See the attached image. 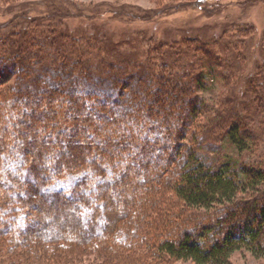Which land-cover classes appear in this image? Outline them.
Listing matches in <instances>:
<instances>
[{"label":"trees","instance_id":"1","mask_svg":"<svg viewBox=\"0 0 264 264\" xmlns=\"http://www.w3.org/2000/svg\"><path fill=\"white\" fill-rule=\"evenodd\" d=\"M54 5L46 17L20 12L8 23L13 29L0 32V101L30 109L17 112L21 128L11 126L23 146L0 140L5 149L0 151V184L3 179L8 184L0 191V254H6L5 264H79L85 254H106L108 248L129 252L150 236L151 208L167 191L173 203L165 208L172 218L182 217L186 210L215 209L216 215L213 223L200 226L194 219L181 218L191 229L183 227L173 238L157 237L153 246L159 256L192 264H229L240 250L255 258L264 256V152L258 147L260 133H254L264 124V29L252 68L246 65L249 41L238 37L240 31L244 36L253 33L251 24L225 39L205 33L183 36L178 46L148 37L142 41L148 44L146 49L140 53L144 47L140 43L131 56L120 50L125 39L112 40L114 33L90 34L87 28L81 35L70 32L61 14L65 18L71 14L59 1ZM121 13L128 12L120 10L118 16ZM141 16L146 24L159 19L152 12ZM215 75L226 80L230 94L205 99L199 90ZM112 93L115 96L109 97ZM42 98L47 104L43 108L38 105ZM55 102L63 109L57 116L60 125L49 132L54 140L37 144L27 139L25 126L33 117L41 118V126L55 119L49 117L55 114ZM136 108L137 114L128 117ZM110 110L117 113L115 120L106 116ZM95 114L97 120L91 118ZM77 118L86 129L97 130L94 136L87 130L77 133ZM109 126L112 134L97 135ZM61 130L66 139L60 137ZM80 138L84 142L93 138L102 152L95 153L87 143L74 146ZM220 140L240 153L258 155L252 162L222 157L212 144ZM151 142L163 147L154 152ZM168 142L170 150L165 149ZM113 150L117 157L109 155ZM151 153L158 161L154 171L147 167ZM84 157H92L93 163L87 165ZM133 166L141 167L148 181L137 172L136 179L142 182L132 186L126 172ZM84 174H90L89 180ZM114 184L122 189L132 186L149 199L137 197L132 206L119 193L128 208L124 216L116 217L105 194ZM47 200L55 222L48 227L41 222L34 234L32 222L46 214ZM132 208L137 213L129 222L125 217ZM108 237L110 246L104 242Z\"/></svg>","mask_w":264,"mask_h":264},{"label":"rangeland","instance_id":"2","mask_svg":"<svg viewBox=\"0 0 264 264\" xmlns=\"http://www.w3.org/2000/svg\"><path fill=\"white\" fill-rule=\"evenodd\" d=\"M57 1H59V5L62 6L63 9L67 10L71 14L66 18L63 17L64 14H61V19L63 18L62 21L64 24H68L70 32H73L76 35H81L87 28L88 33L90 34L94 33L95 31L98 33L100 30L102 32H106L107 34L114 33L112 40L117 42L122 38L123 40L125 39L123 44L121 43L122 48L120 50L123 51L124 54H129L131 56L138 52V49L136 47L140 46V43H144L142 41L147 40L148 37H151L156 41L164 40V42L167 43L168 46H178L179 44L177 41L180 40V38L183 36H204L205 33L213 39H216L220 36L225 39L226 36L228 37L230 35V33H236V31H238V28L242 30V27L245 28L247 24H251L254 26L253 33L246 34L244 36V33L240 34V31L238 37H246L245 41H249L245 49L247 63L246 65L249 64L252 68L254 65L253 63L255 62V58H253V55L256 54V52L259 50V48L257 47L259 35L262 34V30L264 29V0H256L253 3L251 1L249 2L248 0H62V3H60V0ZM54 2H56V0H0V32L7 33V31H9L10 29L12 30V25L8 23H11V21H13L14 19L13 17L17 14L19 16L21 14L20 12L23 11H26L27 14L32 17H46L48 11H50V8H48L50 5L56 8ZM243 4L245 5L243 6ZM244 7H246L245 10ZM89 8L93 11V13L91 10H89ZM120 10L127 11L129 14L121 13V16H118V13L120 14ZM149 12L155 13L154 19H157V17L159 18L156 23L150 22L149 24H146V22L142 20L141 15ZM73 14L75 15L72 16ZM91 25L95 26L91 27ZM235 33L234 35H237V33ZM1 35L3 34H0V37ZM173 41H176V44H172ZM147 45L148 44L144 45L143 49L140 50V53L142 52V50L146 49ZM117 54L119 53L117 52ZM169 66L170 63H168L167 68ZM224 83H226V80H223V78L219 75H215L213 76V81H211V84L205 87H201V89L199 90V94L205 99H212L214 97L218 98L219 95H221V97L224 95L228 96L230 94V90L227 86H224ZM1 89L2 87L0 88V93L3 91ZM112 95H109V97H114L115 93H112ZM39 100V106H41L42 108L47 106L44 98ZM1 102L2 100L0 101V103ZM2 103L4 105L0 107V140H3L4 138V140L10 144L17 143L18 146H23L20 134H13L11 126L17 124L19 125L18 127H22V124L19 122L20 117L18 116L17 112L21 111V109H25L28 113V111L30 110L29 106L25 104L23 105V103H17L13 106L11 101H7L6 103H4L3 101ZM58 104H60V102L53 103L55 114H50L49 117H55V121L53 120L50 124L47 123V125L41 126V118L38 119L36 117H33L31 119L30 126H25L26 131L29 133L27 139L34 140L37 144L42 140L52 141L53 136L49 132L55 131L56 128H58V126L60 125L58 124V117L59 115H61L63 109V107L60 105V108ZM39 106L38 108H40ZM110 111H105L106 116L109 117L108 119L113 118L115 120V116H117V113H113V110ZM137 111V108L136 110L133 109L128 117H133L135 114H137L135 113ZM91 118L97 120V114L92 115ZM150 122L153 121L151 120ZM66 123L68 124L70 122L66 121ZM53 124L55 125L53 126ZM75 124L77 125L76 127L78 129L77 133L81 132V130H87L94 136L95 132L97 131L95 130L94 132L90 128L86 129L81 118H77L75 120ZM154 125L156 126L157 124L154 123ZM112 128L113 126H109L108 128L100 129L97 135H100L101 137L110 135L113 133ZM190 130L192 131V129ZM34 131L36 133L35 137H33ZM61 131L62 132L60 134V137L62 139H66L67 133L65 132V130ZM256 132L257 134L258 132L260 133V141L258 142V147H260L261 152H264L263 123H260V125H258V128L255 129L254 133ZM81 139L82 138H80L79 143L74 142V146H79L78 144L87 143L95 151V153L102 152L101 148L98 146L100 145V143L96 142V140H94L93 138L88 142H84V140L82 141ZM124 142L125 140L123 141V143ZM187 142L190 141H184L185 144H188ZM207 143L208 145H211L210 141H208ZM151 144V148H153V151L154 149L156 150L159 146L163 147L161 145L162 143L160 142H151ZM212 144H215L218 147V153L222 157L227 155L239 161L252 162V160L254 159L253 157H256L258 155V153H254L251 155L248 152L240 153L223 140L217 142L212 141ZM49 145L54 144L51 142V144L49 143ZM114 145L115 144L111 142V146ZM169 146H171L170 142H168V147H166L165 149L170 150ZM4 150L5 149H3L2 147L0 148L1 152H3ZM61 150L65 151V148L61 147ZM183 150H185V148ZM117 153V150H113V152L109 153V155H111L112 157H117ZM105 154L107 153L105 152ZM20 155H24L23 152L20 153ZM150 157L151 158L147 163V167L150 171H154L156 169V166L158 165L157 157H154V153L153 155L151 153ZM84 161V163H86L87 165H91L93 163L92 157H84ZM105 170L106 168L104 167V173L106 172ZM6 171L10 172L11 169L8 167L6 168ZM143 171L141 170V167L133 166L126 172L128 174L127 179L132 186L142 182L141 180L136 179L135 173L137 172L142 173V177H144L145 181H148V176H146L147 174ZM84 175V177H88L87 179L89 180L90 174ZM0 178H2V173L0 174ZM2 182L3 183L0 184V191L3 189H7L8 187V184L4 181V179ZM132 186L124 187L122 189L121 185L114 184L111 189L106 191L105 194L107 195V202L111 203L112 212L116 217L122 216L121 214H123L124 216L128 208V205H125V203L121 201L119 193L122 194L125 199L130 200L132 206H134L136 202H138L136 201L137 197L140 199H149V196L147 194H144L143 192L137 193V191L133 190ZM163 196V199H159L158 204L154 205L151 208V223L149 225L150 236L148 237V239L145 238L142 239V241H138V244L135 245V248L129 252H120L108 248V251L105 252L106 254H100L97 252L85 254L84 256L80 257L81 261L79 262V264H192L188 260H173L165 256H159L158 253L155 252V247L153 246L154 242L157 240V237H175V235L179 234V232L182 231L181 229L183 227L184 230L191 229L190 227L187 228V224H182L185 223V221L182 220L184 218L194 219L193 222L194 224L198 223L197 226H200L202 224H211L214 222L212 220H215L214 218L216 215V211L215 209L207 212H205L204 210H188L187 212L186 210L183 212L184 214L182 217L179 216V218L176 219L174 218L176 216L175 215L172 218V216L168 212L166 213L165 208L167 207L165 204H170L169 202L173 201L172 193L171 191H167ZM125 199L124 201H126ZM107 202L105 200V209ZM46 204H48L49 206L48 208L44 209L46 214H41L40 217L37 218V220L35 219V221L32 222V233L34 234H38L37 228L41 225V222L44 223L47 227L52 226L55 222L54 220L56 217L53 214V210L51 208L52 206L50 205L48 200L46 201ZM33 212L34 211L32 210L31 215L34 214ZM136 213L137 210L135 208H132V210L130 209V214L128 215L129 217L127 216L125 218L130 222L133 219L132 215ZM210 217H213V219H211ZM58 220L61 219L57 218V222ZM163 220H165V222ZM159 223L160 227L162 225L161 228H158ZM11 231L12 233H15L14 229H11ZM161 231H164V233H162ZM104 242L110 246L109 237L107 239L105 238ZM99 244L102 245L103 243L100 242ZM3 252L2 254H0V264H5V262H7V259L5 258L6 254H4ZM229 264H264V256L255 258L249 252L240 250L232 254Z\"/></svg>","mask_w":264,"mask_h":264}]
</instances>
